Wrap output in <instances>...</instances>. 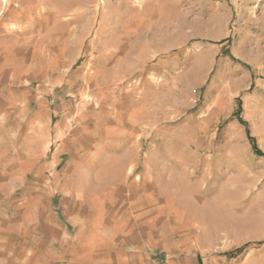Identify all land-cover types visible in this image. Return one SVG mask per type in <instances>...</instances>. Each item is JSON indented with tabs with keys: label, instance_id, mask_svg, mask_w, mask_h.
I'll return each mask as SVG.
<instances>
[{
	"label": "rangeland",
	"instance_id": "obj_1",
	"mask_svg": "<svg viewBox=\"0 0 264 264\" xmlns=\"http://www.w3.org/2000/svg\"><path fill=\"white\" fill-rule=\"evenodd\" d=\"M5 2L34 29L29 70L52 66L36 87L66 112L63 204L114 205L123 167L127 222L171 228L199 264H264V0ZM29 177L6 204L27 202Z\"/></svg>",
	"mask_w": 264,
	"mask_h": 264
},
{
	"label": "crops",
	"instance_id": "obj_2",
	"mask_svg": "<svg viewBox=\"0 0 264 264\" xmlns=\"http://www.w3.org/2000/svg\"><path fill=\"white\" fill-rule=\"evenodd\" d=\"M2 4L0 264H199L194 255L182 256L178 242L172 245L171 228L164 229L153 221H143L141 226L127 222V169L123 167L116 171L114 186L107 191L117 198L114 205L85 208L76 204L68 208L63 204L62 197L73 195L67 188L70 175L61 173L69 153L66 112L61 103L51 108L50 88H44L47 94L41 96V88L36 87L37 83L52 85V66L47 73L29 70L34 29L28 19L21 20L15 3ZM21 59L22 69L18 67ZM53 116H59L54 126ZM52 133L60 142L55 150L51 149ZM21 175L30 176L29 188L23 194L27 202L20 204L9 196L6 204L7 186ZM75 192L77 195L79 190ZM37 197L43 199L41 206L36 205ZM55 198L58 200L53 205ZM145 224H156V230H148Z\"/></svg>",
	"mask_w": 264,
	"mask_h": 264
},
{
	"label": "trees",
	"instance_id": "obj_3",
	"mask_svg": "<svg viewBox=\"0 0 264 264\" xmlns=\"http://www.w3.org/2000/svg\"><path fill=\"white\" fill-rule=\"evenodd\" d=\"M253 149H254V152L256 153V154H259L260 152H258V150L255 148V146H254V144H253ZM241 250H242V248H239V249H237L236 250V253H239V252H241Z\"/></svg>",
	"mask_w": 264,
	"mask_h": 264
},
{
	"label": "bare ground",
	"instance_id": "obj_4",
	"mask_svg": "<svg viewBox=\"0 0 264 264\" xmlns=\"http://www.w3.org/2000/svg\"><path fill=\"white\" fill-rule=\"evenodd\" d=\"M3 2H5L6 0H2Z\"/></svg>",
	"mask_w": 264,
	"mask_h": 264
}]
</instances>
